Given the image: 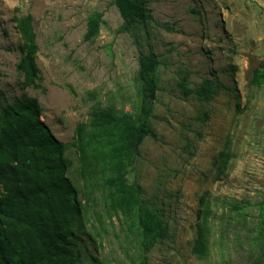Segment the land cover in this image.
<instances>
[{"label":"rangeland","instance_id":"374dc122","mask_svg":"<svg viewBox=\"0 0 264 264\" xmlns=\"http://www.w3.org/2000/svg\"><path fill=\"white\" fill-rule=\"evenodd\" d=\"M148 18L129 30L112 0H0V110L25 93L37 98L53 135L70 142L96 100L135 113L142 101L139 54L158 65L134 171L143 196L161 207L169 236L147 254L149 264H253L254 237L264 222V79L250 83L264 63V0H144ZM101 12L98 34L85 40L87 17ZM30 14L38 44L42 88H22L21 53L13 15ZM204 79L215 90L205 100L183 96ZM43 89V90H42ZM235 93L239 94L236 106ZM228 141L233 157L215 179L214 160ZM74 159V154L68 151ZM70 168L69 176L79 181ZM213 199L209 253H191L199 196ZM227 202H237L229 210ZM108 224V223H107ZM99 255L114 263L132 253L116 220Z\"/></svg>","mask_w":264,"mask_h":264},{"label":"trees","instance_id":"16d2710c","mask_svg":"<svg viewBox=\"0 0 264 264\" xmlns=\"http://www.w3.org/2000/svg\"><path fill=\"white\" fill-rule=\"evenodd\" d=\"M124 19L123 29L147 18L144 0H112ZM101 12L87 17L85 40L99 30ZM21 43L16 69L22 88H42L36 64L38 44L30 14L13 15ZM137 79L142 101L135 113L115 102L94 101L86 121L78 122L70 142L57 139L40 118L42 108L34 96L23 93L0 110V264H149L147 254L169 236L161 207L143 196L134 171L139 146L151 133L147 120L158 65L152 54H139ZM264 63L253 71L250 83L261 84ZM183 96L194 93L211 99L215 90L208 79L190 89L187 77L179 82ZM43 90V89H42ZM236 106L239 94L235 93ZM74 159L68 156V151ZM233 153L228 141L218 152L215 179L227 169ZM72 173L79 181L74 182ZM213 199L209 192L198 198L195 236L191 253L204 259L209 253ZM238 210L237 202L226 203ZM114 220L133 249L125 262L100 256L108 225ZM108 223V224H107ZM257 248L253 264H264V222L252 241ZM99 252V253H98Z\"/></svg>","mask_w":264,"mask_h":264}]
</instances>
